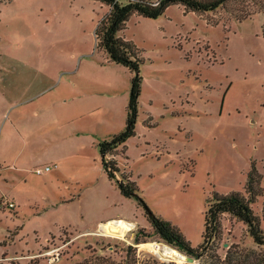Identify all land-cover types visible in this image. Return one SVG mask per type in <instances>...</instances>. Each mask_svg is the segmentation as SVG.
I'll return each instance as SVG.
<instances>
[{
    "label": "rangeland",
    "instance_id": "obj_1",
    "mask_svg": "<svg viewBox=\"0 0 264 264\" xmlns=\"http://www.w3.org/2000/svg\"><path fill=\"white\" fill-rule=\"evenodd\" d=\"M111 9L0 0V201L14 205L0 208V264H49L53 248L54 264L119 263L128 247L142 263L215 264L230 253L231 264H259L264 247L229 214L194 263L184 253L166 263L141 245L170 246L153 234L146 206L198 248L215 193L246 195L252 166L264 178V15L238 22L236 2L203 15L174 5L157 19L133 14L119 33L138 49L143 83L136 135L108 159L143 204L122 196L99 150L125 130L134 76L96 45ZM261 188L253 209L264 229ZM113 219L136 228L125 239L102 235Z\"/></svg>",
    "mask_w": 264,
    "mask_h": 264
},
{
    "label": "trees",
    "instance_id": "obj_2",
    "mask_svg": "<svg viewBox=\"0 0 264 264\" xmlns=\"http://www.w3.org/2000/svg\"><path fill=\"white\" fill-rule=\"evenodd\" d=\"M96 1L112 7L110 13L101 20L95 31L97 47L107 53L111 63L127 67L134 74L131 81L125 130L119 135L114 136L112 140H105L99 143L102 165L108 178L116 182L123 197L128 199L135 198L144 204L143 199L139 195V188L136 182L131 180L130 175L126 176L124 174L118 180L116 177L120 173L118 162L115 159H108L109 155L111 156L119 147H124L126 142L136 135L143 83L140 75L141 59L138 56V49L131 41H126L120 37L119 33L126 28V23L133 14H138L149 19H157L169 7L174 5L182 6L186 12H195L203 15L216 12L236 2L240 6V9L235 12L236 19L238 22H243L256 14L264 15V0H158L157 2L128 0L125 4L115 3L114 0ZM155 3H158V5H154ZM262 35L264 37V24L262 26ZM262 182H264V178L256 170L255 166H252L245 187L246 195L241 193H231L228 195L215 193L213 199H210L207 203L205 232L203 234L204 243L198 248H193L179 229L155 216L145 205L146 216L151 224L154 235L158 236L164 243L194 259L200 258L208 252L205 245L208 240L220 237L222 228L220 217L225 214H229L239 222L245 224L248 234L254 243L264 247V229L261 227V218L253 209V205L257 202L258 197L263 196ZM139 236L136 238L137 243H140ZM135 251L133 247H128L125 260L119 263L107 258H95L83 264H159L147 261L142 263L137 258ZM215 259V264L232 263L230 253L226 255L224 261H220L218 256ZM259 264H264V257L260 260Z\"/></svg>",
    "mask_w": 264,
    "mask_h": 264
},
{
    "label": "bare ground",
    "instance_id": "obj_3",
    "mask_svg": "<svg viewBox=\"0 0 264 264\" xmlns=\"http://www.w3.org/2000/svg\"><path fill=\"white\" fill-rule=\"evenodd\" d=\"M132 223L124 220L110 221L100 226V233L102 235H109L116 237L118 236L117 238L122 237L125 239L124 236H126V233L134 229V225H133L134 223L133 224ZM141 247L144 249L148 248L150 251L154 252L160 257L171 258L175 261L181 260L183 259V257H185V255H183V253L179 252L178 250L170 246L160 245L158 243H146V244H142Z\"/></svg>",
    "mask_w": 264,
    "mask_h": 264
},
{
    "label": "built area",
    "instance_id": "obj_4",
    "mask_svg": "<svg viewBox=\"0 0 264 264\" xmlns=\"http://www.w3.org/2000/svg\"><path fill=\"white\" fill-rule=\"evenodd\" d=\"M114 1H115V3H121V0H114ZM154 5H158V3H155ZM49 169L50 168H47L46 170H49ZM2 207L13 208L14 205L12 203H10L9 201L1 200L0 201V208H2ZM135 228H136V224L134 223V229L133 230H135ZM45 256L48 257L49 264H54L55 262H57L61 258L60 249L59 248L50 249L49 251H47L45 253ZM171 260H172L171 258H163V261L166 263H170Z\"/></svg>",
    "mask_w": 264,
    "mask_h": 264
},
{
    "label": "water",
    "instance_id": "obj_5",
    "mask_svg": "<svg viewBox=\"0 0 264 264\" xmlns=\"http://www.w3.org/2000/svg\"><path fill=\"white\" fill-rule=\"evenodd\" d=\"M109 249H113V247H110ZM187 261L189 262V263H194V259L193 258H187Z\"/></svg>",
    "mask_w": 264,
    "mask_h": 264
},
{
    "label": "crops",
    "instance_id": "obj_6",
    "mask_svg": "<svg viewBox=\"0 0 264 264\" xmlns=\"http://www.w3.org/2000/svg\"><path fill=\"white\" fill-rule=\"evenodd\" d=\"M155 2H156V1H155ZM31 98H32V97H31ZM115 220H121V219L108 220V221H106V223H108V222H110V221H115ZM133 223H134V222H133ZM102 224H105V223H102ZM102 224H101V225H102ZM101 225H100V226H101Z\"/></svg>",
    "mask_w": 264,
    "mask_h": 264
}]
</instances>
